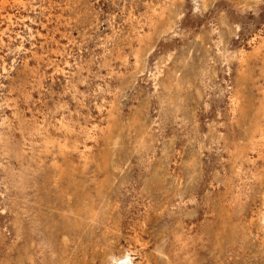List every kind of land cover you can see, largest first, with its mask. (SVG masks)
Returning a JSON list of instances; mask_svg holds the SVG:
<instances>
[{
    "label": "rangeland",
    "instance_id": "rangeland-1",
    "mask_svg": "<svg viewBox=\"0 0 264 264\" xmlns=\"http://www.w3.org/2000/svg\"><path fill=\"white\" fill-rule=\"evenodd\" d=\"M0 264H264V0H0Z\"/></svg>",
    "mask_w": 264,
    "mask_h": 264
},
{
    "label": "bare ground",
    "instance_id": "bare-ground-1",
    "mask_svg": "<svg viewBox=\"0 0 264 264\" xmlns=\"http://www.w3.org/2000/svg\"><path fill=\"white\" fill-rule=\"evenodd\" d=\"M213 1V0H212ZM250 2H251V0H249ZM207 2H208V0H207ZM207 4V3H206ZM255 5V4H254ZM206 6V5H205ZM207 7V6H206ZM205 7V8H206ZM169 26V25H168ZM171 28V27H170ZM167 30V29H166ZM201 42V41H200ZM180 59V58H179ZM180 64V63H179ZM181 66V65H180ZM171 75V74H170ZM187 81V80H186ZM179 83V82H178ZM188 83H189V81H188ZM164 87V86H163ZM179 88V87H178ZM188 88H189V86H188ZM179 90V89H178ZM194 90V89H193ZM197 94V93H196ZM197 96H198V94H197ZM198 98H199V96H198ZM146 118V117H145ZM120 156V155H119ZM121 170H123V169H121ZM119 260V259H118ZM117 260V261H118ZM107 261V260H106Z\"/></svg>",
    "mask_w": 264,
    "mask_h": 264
}]
</instances>
